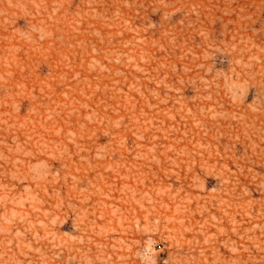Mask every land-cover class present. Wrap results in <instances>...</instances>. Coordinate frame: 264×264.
I'll use <instances>...</instances> for the list:
<instances>
[{"label":"rangeland","instance_id":"rangeland-1","mask_svg":"<svg viewBox=\"0 0 264 264\" xmlns=\"http://www.w3.org/2000/svg\"><path fill=\"white\" fill-rule=\"evenodd\" d=\"M0 264H264V0H0Z\"/></svg>","mask_w":264,"mask_h":264}]
</instances>
